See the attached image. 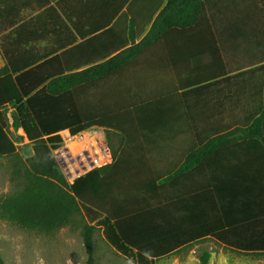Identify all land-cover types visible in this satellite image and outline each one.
Returning a JSON list of instances; mask_svg holds the SVG:
<instances>
[{"label": "crops", "instance_id": "1", "mask_svg": "<svg viewBox=\"0 0 264 264\" xmlns=\"http://www.w3.org/2000/svg\"><path fill=\"white\" fill-rule=\"evenodd\" d=\"M251 1L206 0L200 22L180 27L161 22L153 26L167 0H0V71L13 77L25 73L28 86L42 80L46 84L60 74L92 78L77 93L79 105L93 112L114 111L118 95L128 98L116 110H130L162 109L165 104L150 97L176 100L185 94L191 130L128 137L134 144L125 152L134 160L128 167L164 175L180 167L193 147L252 121L260 74L248 70L264 63V28ZM140 42L148 43L134 48ZM133 96L138 97L132 101ZM114 141L115 147L109 145L120 155V143ZM251 147L243 139L229 143L191 167L188 180L169 186L176 193L188 191V196L161 205L159 220L219 223L224 221L219 189L230 184L244 188L256 179L264 192V169ZM230 174L237 177L228 179ZM263 223L253 221L236 231L225 227L227 235L198 238H213L243 252H264L224 240L249 239L260 245Z\"/></svg>", "mask_w": 264, "mask_h": 264}, {"label": "trees", "instance_id": "2", "mask_svg": "<svg viewBox=\"0 0 264 264\" xmlns=\"http://www.w3.org/2000/svg\"><path fill=\"white\" fill-rule=\"evenodd\" d=\"M205 1L167 0L153 26L160 22L166 26H194L204 17ZM251 2L258 10L264 28V0ZM149 38L150 35L146 40ZM146 43L140 42L134 48ZM248 71L260 74L252 121L244 127L233 128L193 147L187 152L180 167L162 175L143 174L141 169L128 167V163H134L133 159L125 155L130 146L134 145L128 141V137L152 133L154 130V133L191 130L189 98H185V94L176 96V100L174 96L150 97L155 104H165L162 109L150 107L130 110H116L117 106H125L128 98L118 95L115 96L118 105L114 111L93 112L79 105L77 93V87L92 78H85L78 73L60 74L46 84L47 80H42L28 86L24 80L25 73L13 77L1 70L0 157L18 156L15 140L7 129L8 109L13 110V127L24 130L32 155L26 163L19 159L21 186L4 200L0 211L22 227L40 230L63 227L75 214H89L90 223L95 224L89 223L83 227L82 240L87 264H96L93 237L96 225L103 229L106 241L118 252L126 257L131 256L137 264H154L156 259L171 254L179 247L200 241V235H227L230 230L225 231V227L226 230L236 231L253 221H264V204L261 207L263 198L259 199L261 195L264 196V192L256 179L244 188L230 184L228 189L217 191L223 195L222 222L200 224L193 222V219L179 222L170 218L163 222L157 217L161 205L173 197L188 196V191L176 193L169 186L172 188L180 179L188 180L189 169L204 161L221 146L247 140L252 144V150L259 153L258 160L264 169V63ZM137 97L133 96L132 101ZM177 103H185L186 106L176 107L174 104ZM93 125L103 126L107 138L120 143L121 154L114 151L112 164L94 170L68 185L56 167L50 146L59 142L57 133L60 130L69 129L74 134ZM236 177V174H230L228 179ZM166 189L171 191L164 195ZM224 240L238 248L264 251V240L257 246L250 244L249 239H241V242L227 238ZM199 259L200 264H208L209 253L202 251ZM0 264H6L1 255Z\"/></svg>", "mask_w": 264, "mask_h": 264}, {"label": "rangeland", "instance_id": "3", "mask_svg": "<svg viewBox=\"0 0 264 264\" xmlns=\"http://www.w3.org/2000/svg\"><path fill=\"white\" fill-rule=\"evenodd\" d=\"M10 120H14L12 109L6 111L7 124ZM109 143L116 146L114 139ZM17 155L0 157V205L20 188L19 159L28 162L32 155L31 145L27 142L18 145ZM89 223L90 215L83 212L75 214L67 225L57 229H29L9 220L0 211V255L6 264H87L82 232ZM93 237L96 264H137L131 256H124L106 241L100 226L96 225ZM202 251L209 253L208 264H264V252L232 249L213 238L185 244L156 259L154 264H200Z\"/></svg>", "mask_w": 264, "mask_h": 264}, {"label": "built area", "instance_id": "4", "mask_svg": "<svg viewBox=\"0 0 264 264\" xmlns=\"http://www.w3.org/2000/svg\"><path fill=\"white\" fill-rule=\"evenodd\" d=\"M8 128L16 146L23 142L29 143L24 130L21 127L15 129L11 120ZM57 135L60 140L50 146V151L58 171L68 185L114 162L113 151L102 127L92 126L74 134L69 129H63Z\"/></svg>", "mask_w": 264, "mask_h": 264}]
</instances>
